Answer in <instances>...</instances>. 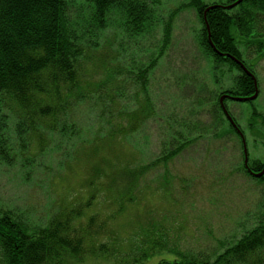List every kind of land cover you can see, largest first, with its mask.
Instances as JSON below:
<instances>
[{"label":"trees","instance_id":"1","mask_svg":"<svg viewBox=\"0 0 264 264\" xmlns=\"http://www.w3.org/2000/svg\"><path fill=\"white\" fill-rule=\"evenodd\" d=\"M236 1L182 0L165 17L162 0H0V176L8 173L31 184L38 175L61 172L71 163L73 149L101 150V140H109L103 148L113 149L122 141L130 145L155 112L148 82L171 44L176 16L185 9H194L201 23L198 47L207 54L215 76L228 63L240 71L232 85L216 90L220 95H252L257 81L252 57L264 53V0L226 7ZM159 30L154 49L144 53L142 40L147 43ZM112 40L118 43L117 51ZM116 52L120 64L113 61ZM123 90H129L125 102L118 99ZM205 98L198 95V104ZM216 109L224 115L219 102ZM260 112L253 111L261 119L249 127L264 126ZM175 122L180 128L167 124L170 130L155 158L137 161L131 148L126 164L110 171L97 168L81 184L89 189L86 195L75 192L77 198L53 201L44 216L0 200V264H81L90 256L141 264L164 250L173 251L174 257L159 256L157 264H264V200L253 225L220 249L176 251L161 225L130 241L115 230L125 206L140 203L137 192L149 175L164 170L168 179L161 184L165 190L171 187L169 165L201 138L188 136L192 127H202L200 120ZM227 122L243 149L237 129ZM213 123H222L219 114ZM86 126L91 127L84 130ZM220 132L213 134L224 136ZM55 154L60 155L56 162ZM251 167L261 171L264 160ZM242 169L248 173L244 163ZM255 179L264 182V176Z\"/></svg>","mask_w":264,"mask_h":264},{"label":"rangeland","instance_id":"2","mask_svg":"<svg viewBox=\"0 0 264 264\" xmlns=\"http://www.w3.org/2000/svg\"><path fill=\"white\" fill-rule=\"evenodd\" d=\"M181 1L162 0L163 16L166 17ZM200 27L201 23L194 9H185L176 16L171 44L148 82L155 112L138 133L131 137L130 145L127 146L122 141L113 149L107 146L103 148L104 144H108L104 142L109 140H101V150L92 151L87 146L79 150L73 149L71 163L61 172L55 169L49 173L50 176L38 175L31 184L24 182L19 176L1 174L0 200L26 208L33 215L44 216L53 201L63 203L77 198L75 192H79L78 197L86 195L89 189L82 188L81 184L97 168L105 167L110 171L115 165L120 168L126 164V155L129 158L128 150L132 152L131 148H135L137 161L146 162L155 158L161 141L170 130L167 124L176 129L180 128L176 119H185L189 124L200 120L202 127H192L188 131L192 134L188 136L202 134L201 138L190 144L169 165L171 187L165 190L161 184L168 179L164 170L161 173H151L144 184L146 186L142 185L144 189L137 192L140 203L125 206L114 223L115 230L122 233V238L130 241L136 234L140 237L153 226L161 225L168 231L170 245L174 250L198 252L220 249L221 244L231 241L245 227L253 225L263 204L264 182L252 178L242 169L244 156L240 139L232 133L233 129L226 118H223L222 112L216 109L220 94L216 89L232 85L234 77L240 71L228 63L215 76L207 54L198 47ZM156 34V37L148 38L147 43L146 39L142 40V48L146 47L144 53L149 54V50L154 49L156 40L162 35L161 30ZM115 41L112 40L113 50L117 51L118 43ZM114 56V63L120 64L116 60L118 53ZM139 57L143 59L141 55ZM252 59L258 81L257 98L253 101L228 98L226 101L246 136L250 167L256 160H264V126L256 124L251 128L248 125L258 123L261 119L260 116L253 115L254 110L264 113V53L253 56ZM216 79L220 81L216 82ZM126 91L129 90L118 97L119 101L125 102V98H129ZM203 94L206 95L203 101H207L200 105L197 98ZM136 104L137 102L134 103ZM84 106L82 105L81 110ZM215 114L220 115L222 123L214 125ZM87 116L86 112L85 117ZM98 126L95 124L94 128ZM90 127L86 126L84 130H89ZM205 127L208 129H204ZM214 131H221L224 136H215ZM203 136L209 139L206 140ZM59 156L55 154L53 161L56 162ZM53 166L56 167L54 163ZM51 176H54L52 182ZM49 182L52 183L51 186L48 185ZM98 208L102 210L103 206L97 205ZM174 254L173 251L164 250L141 264H157L159 256L172 259ZM81 264L118 263L104 256H90Z\"/></svg>","mask_w":264,"mask_h":264},{"label":"water","instance_id":"3","mask_svg":"<svg viewBox=\"0 0 264 264\" xmlns=\"http://www.w3.org/2000/svg\"><path fill=\"white\" fill-rule=\"evenodd\" d=\"M241 0H238V1H236L234 4H232V5H228L227 7H231V6H234V5H236L238 2H240ZM240 64H241V66L247 71V73H250L248 70H247V68L245 67V65L242 63V62H240ZM256 86H257V84H256ZM257 95H258V91H256L252 96H250V97H235V99H238V100H248V99H255L256 97H257ZM221 102H222V99H221ZM223 108H224V111H225V113H226V115H227V117L230 119V121L232 122V123H234V121H233V119H232V117L229 115V113L227 112V110H226V108L223 106ZM234 125L236 126V124L234 123ZM237 127V126H236ZM244 151H245V163H247V161H248V157H247V150H246V147H245V149H244ZM264 173V170H262L261 172H259V173H256V175L257 176H261L262 174Z\"/></svg>","mask_w":264,"mask_h":264},{"label":"flooded vegetation","instance_id":"4","mask_svg":"<svg viewBox=\"0 0 264 264\" xmlns=\"http://www.w3.org/2000/svg\"><path fill=\"white\" fill-rule=\"evenodd\" d=\"M255 171H257V170H255Z\"/></svg>","mask_w":264,"mask_h":264}]
</instances>
